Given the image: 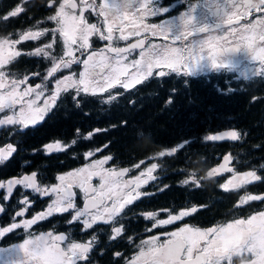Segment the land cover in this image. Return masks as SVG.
Returning <instances> with one entry per match:
<instances>
[{
    "label": "flooded vegetation",
    "instance_id": "obj_1",
    "mask_svg": "<svg viewBox=\"0 0 264 264\" xmlns=\"http://www.w3.org/2000/svg\"><path fill=\"white\" fill-rule=\"evenodd\" d=\"M50 2L51 0H0V39L16 40L29 29L55 27L47 20L48 16L54 14V8L48 6ZM60 2L61 0H57V5ZM222 2L223 0H152L154 14L146 16L144 23L166 26L175 33L190 6L197 5L196 20L215 31L193 34L173 45L183 47L206 39L209 35H226L229 28L239 27L264 15L253 12L244 19L234 21L232 25L225 23L223 31H220L216 28L220 20L211 13L215 11L216 4ZM202 4L207 5L205 11L208 14L199 9ZM17 7L23 11L5 20L4 17ZM85 16L89 23L98 22L91 12H85ZM144 35L148 36L145 46L149 41L155 44L172 43L149 33ZM140 38L132 36L127 41L117 43L118 46L125 47ZM50 39L49 34L38 41L17 43L15 50L20 51L21 55L7 66L8 70L20 77L28 75L33 86L40 83V77L32 74L39 72L43 76L50 65L41 57L29 53ZM91 41L95 48L107 43L96 36H92ZM219 43L224 44V41ZM139 52L140 49L134 50L129 61L139 59ZM225 63L227 67L220 71L209 66L194 68L190 76L181 72L160 77V69H154L152 76L127 90L116 86L94 96L81 94L77 98L79 106L74 102L72 92L65 93L58 101V106L35 126L20 129L17 125H0V151L7 150L11 145L16 149L9 157L0 160V183L5 185L10 179L22 178L32 173H36L37 182L42 186L55 185L58 183V175L106 156H111L112 159L104 165L105 168L129 169L124 180L134 179L146 172L151 164H157L152 173L156 179L148 180L139 189L146 195H141L125 208L122 218H117L119 223L114 225L98 222L87 230L80 223L70 226L67 223L71 216L69 212L54 213L47 219L37 221L27 230L21 226L7 232L14 223L22 225L23 221L31 220L46 211L53 198L41 197L31 190L16 186L11 197L5 200L6 188L0 189V208H3L0 212V233L6 232L0 238V248H11L22 244L25 239L49 232L54 235L65 234L77 243H87L96 236L88 260L81 261L80 264H117V261L125 264V258L136 255L140 247H146L142 242L153 237L159 236L160 241H164L168 238L165 234L178 231L184 226L206 230L236 219H247L264 211V200H247L241 203L247 196H264V77L257 75L259 61L255 62L246 50L229 54ZM74 69L77 72L81 70L79 66H74ZM163 70L170 71L167 68ZM64 74L66 73L62 72L57 75ZM110 94L116 96V99L104 103ZM232 98H237L240 105L245 99L249 101L252 111L248 123H244L242 119L238 122L231 121L227 111L230 108L228 100ZM39 103L42 105L43 100ZM208 103H219V106L215 112H207ZM200 108L203 111H199ZM112 114L121 116L123 132L129 122L136 119L130 125V134L134 138L123 137L120 151H115V146L118 145H114L113 136L107 137L110 129L117 126ZM207 114L209 118L205 120L204 116ZM3 115L5 114L0 113V117ZM107 118L108 121L105 120ZM177 121L187 124L186 133L162 143V133L159 135L154 132L155 125L167 126ZM96 129L101 131L97 132ZM223 131H236L240 135L235 140L206 139L208 136L220 135ZM89 133H93L92 138L83 139ZM73 140L76 141L75 144H72ZM57 142L64 145L65 150L52 153L44 151L46 145ZM174 147L178 149L172 155H159ZM88 151H94L95 155L85 159ZM225 157H229L227 162ZM225 164L231 171L221 167ZM215 169L220 171L214 172ZM250 171H255L261 179L239 187L229 186L225 190L223 185L229 181L238 182L237 177ZM209 172H213L211 177ZM185 180L188 181L187 184L184 183ZM93 183L98 184L99 181L94 179ZM22 196L28 197L29 206L19 203ZM77 204L83 206V200L79 196ZM25 207L27 210L24 215L17 216L16 213ZM183 211L190 212V215L172 224L157 227H153L154 220L144 218L145 214L152 212L158 213L157 220L168 219L169 212L178 215ZM114 226H122L124 230L117 239L111 240ZM116 253L123 255L116 256Z\"/></svg>",
    "mask_w": 264,
    "mask_h": 264
},
{
    "label": "snow or ice",
    "instance_id": "obj_2",
    "mask_svg": "<svg viewBox=\"0 0 264 264\" xmlns=\"http://www.w3.org/2000/svg\"><path fill=\"white\" fill-rule=\"evenodd\" d=\"M48 6L54 8V14L48 16L47 20L55 27L29 29L16 40L0 39V113L5 114L0 117V125H17L20 129H27L42 122L58 106L62 94L72 92L73 100L79 106L77 98L81 94L94 96L116 86L127 90L152 76L154 69H160V77L181 72L190 76L194 68L204 66L220 71L227 67L225 58L241 50L248 51L255 62L259 61L257 75L264 77V15L239 27L229 28L226 35H209L206 39L175 47L173 45L176 41H184L193 34L215 31L196 20L197 5L190 6L175 33L166 26L144 23L146 16L154 14L152 0H100L99 3L97 0H61L58 5L57 0H51ZM205 8L206 4L199 6L202 11ZM22 11V8L17 7L4 19L17 16ZM85 12L94 14L98 22L89 23ZM253 12L264 14V0H223L216 4L211 15L219 18L220 24L216 28L223 31L225 23L232 25L234 21L244 19ZM144 33L165 41L170 40L172 43L155 44L149 41L145 46L148 36ZM49 34L50 40L29 53L41 57L50 65L43 76L39 72L32 74L40 77V83L33 86L28 75L20 77L8 70L7 66L21 55L20 51L15 50L17 43L38 41ZM92 36L107 43L95 48L91 41ZM132 36L141 38L125 47L118 46V41H127ZM228 37L232 39L229 40ZM221 40L224 44L219 43ZM136 49H140V58L129 61V56ZM74 66H79L81 70L77 72ZM164 68L170 71H164ZM62 72L66 74L57 75ZM115 99L116 96L110 94L104 103ZM41 100L42 105L39 103ZM92 135L93 133H89L83 139H91ZM239 135L236 131H230L208 136L206 139L235 140ZM75 143L73 140L72 144ZM177 149L178 147H174L170 151L160 152L159 155H172ZM63 150L65 146L59 142L48 144L44 149L46 153ZM15 151L12 145L8 146L7 150L0 151V160L6 159ZM93 155L94 151H88L85 159ZM111 159V156H106L84 167L58 175V183L51 186L39 184L36 173L10 179L6 185L0 183V189L6 188L5 200L11 197L16 186L31 190L41 197L53 198L46 211L31 220L23 221L22 225L14 223L7 232L21 226L27 230L37 221L47 219L54 213L71 212L67 223L70 226L80 223L85 230L98 222L114 225L119 223L117 218H122L125 208L141 195H146L139 189L148 180L156 179L152 173L157 164H151L146 172L134 179L124 180L123 177L129 169L104 167ZM228 159L229 157H225L226 162ZM221 167L231 171L226 164ZM213 171L219 172L220 169ZM208 175L211 177L213 172ZM94 179L99 183L94 184ZM260 179L255 171H250L237 177L238 182L229 181L223 187L227 190L229 186L239 187ZM184 183L187 184L188 181L185 180ZM78 196L83 200L82 207L77 204ZM247 200H264V196H247L241 203ZM19 203L25 206L30 204L27 196H22ZM26 210L27 207L16 215L23 216ZM2 211L3 208H0V212ZM157 215L158 213L149 212L144 218L154 220L153 227H157L172 224L190 215V212L183 211L178 215L169 212L168 219L161 220L156 219ZM123 230L122 226H114V234L110 239H117ZM5 233H0V238ZM165 235L168 238L164 241H160L159 236L143 241L142 244L146 247H140L133 257L125 258V264H234V257H240L245 264H264V211L247 219H236L226 225L206 230L184 226ZM95 242L96 236L87 243H77L65 234L54 235L49 232L25 239L22 244L11 248H0V264H80L81 261L88 260V254ZM121 255L123 254L116 253V256Z\"/></svg>",
    "mask_w": 264,
    "mask_h": 264
},
{
    "label": "trees",
    "instance_id": "obj_3",
    "mask_svg": "<svg viewBox=\"0 0 264 264\" xmlns=\"http://www.w3.org/2000/svg\"><path fill=\"white\" fill-rule=\"evenodd\" d=\"M201 101V100H200ZM246 102V103H245ZM245 102L240 103L238 102L237 98H232V100H228V104L230 105V108L228 109V113L231 116V121L232 122H238L239 119H242L244 121V123H248L249 119L251 117L250 113L252 111V107L249 104V101L247 99H245ZM197 103V100H196ZM197 105V104H196ZM219 106L218 104H214V103H208V107L209 109H207L206 111L208 112H215L216 108ZM121 111V110H120ZM119 111V112H120ZM199 111H203L202 108L199 109ZM194 113H197L196 111H194ZM199 114V113H198ZM113 120L116 122V127L114 129H110L111 131H109V133L107 134L108 138L111 137V135L114 138V145L117 144V146H115V151H120L121 150V146L123 144V137H129L132 136L134 138V135L130 134V125L134 120H131L126 128V131L123 132V126H122V118L121 116H118L117 114H112ZM209 115H205L204 119L208 120ZM106 121L109 120V118L105 119ZM163 127V128H162ZM161 128V130L159 131V129ZM186 129H187V124L186 123H182L181 121H177V122H171L169 123L167 126H163V124H160L159 126L156 124L155 125V133H158L159 135L162 133V143H165L171 139H174L176 137H178L179 135L185 134L186 133Z\"/></svg>",
    "mask_w": 264,
    "mask_h": 264
},
{
    "label": "clouds",
    "instance_id": "obj_4",
    "mask_svg": "<svg viewBox=\"0 0 264 264\" xmlns=\"http://www.w3.org/2000/svg\"><path fill=\"white\" fill-rule=\"evenodd\" d=\"M235 258V260H234ZM233 260H234V264H245L244 260L241 259L240 257H234Z\"/></svg>",
    "mask_w": 264,
    "mask_h": 264
},
{
    "label": "water",
    "instance_id": "obj_5",
    "mask_svg": "<svg viewBox=\"0 0 264 264\" xmlns=\"http://www.w3.org/2000/svg\"><path fill=\"white\" fill-rule=\"evenodd\" d=\"M226 132H228V131H223L222 134H224V133H226ZM225 139H228V138H225Z\"/></svg>",
    "mask_w": 264,
    "mask_h": 264
}]
</instances>
